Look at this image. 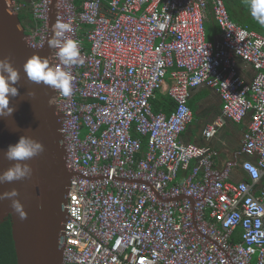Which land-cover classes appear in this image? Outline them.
<instances>
[{
  "label": "built area",
  "instance_id": "1",
  "mask_svg": "<svg viewBox=\"0 0 264 264\" xmlns=\"http://www.w3.org/2000/svg\"><path fill=\"white\" fill-rule=\"evenodd\" d=\"M29 2L25 39L41 49L53 0ZM55 9V24L72 29L64 37L80 44L76 64L64 66L58 49L53 61L72 77L71 95L54 99L73 172L62 264H264V33L234 21L225 0H56ZM199 86L223 103L205 138L248 119L222 166L214 147L179 139ZM160 90L170 112L153 108ZM239 165L245 178L234 180Z\"/></svg>",
  "mask_w": 264,
  "mask_h": 264
},
{
  "label": "water",
  "instance_id": "2",
  "mask_svg": "<svg viewBox=\"0 0 264 264\" xmlns=\"http://www.w3.org/2000/svg\"><path fill=\"white\" fill-rule=\"evenodd\" d=\"M55 6L53 0L48 40L43 48L34 49L26 42L19 13L8 0H0V58L10 57L21 75L19 96L10 98L15 110L11 117L0 118V173L13 163L6 159L4 150L18 142L22 134L35 137L45 147L44 152L27 161L32 169L30 178L0 184V194L13 188L19 192L26 213L21 219L10 200L0 199V225L11 218L17 264H62L64 257L63 230L73 172L66 164L62 113L55 104L56 91L31 83L23 73L24 62L33 54L47 58L54 67L55 49L49 47V41L55 38ZM29 90L35 91V97H27Z\"/></svg>",
  "mask_w": 264,
  "mask_h": 264
},
{
  "label": "clouds",
  "instance_id": "3",
  "mask_svg": "<svg viewBox=\"0 0 264 264\" xmlns=\"http://www.w3.org/2000/svg\"><path fill=\"white\" fill-rule=\"evenodd\" d=\"M250 11L251 17L260 25H264V0H244ZM67 23L57 22L54 25V39L49 41V47L58 49L57 55L64 66L76 64L80 60V44L72 38H65L64 34L71 32ZM23 73L28 81L36 85H43L58 90L65 96L71 95L72 77L69 72L61 67H52L47 58L39 54H33L23 64ZM21 79L20 70L13 64L10 57L0 58V118L11 117L15 105L10 104V98L19 96L18 85ZM27 97L33 98L36 93L29 90ZM42 141L27 134H22L18 142L11 144L4 150L7 160L13 162L10 167L0 173V184L11 183L30 178L32 169L27 163L33 157L44 152ZM19 192L16 189L0 194V199L11 201V207L21 219L26 218L23 205L18 199Z\"/></svg>",
  "mask_w": 264,
  "mask_h": 264
},
{
  "label": "crops",
  "instance_id": "4",
  "mask_svg": "<svg viewBox=\"0 0 264 264\" xmlns=\"http://www.w3.org/2000/svg\"><path fill=\"white\" fill-rule=\"evenodd\" d=\"M244 17L243 20H245ZM206 22L208 23V25H212V28L214 27L213 32L215 34L214 39L208 40L214 41L218 39L220 33L216 30L215 17L212 10H209ZM166 97L167 93L164 90H160L158 91L155 100L157 104H163ZM190 105L194 113L193 121L189 124L187 130L180 136V141L184 143L192 142L207 144L214 147L218 151L216 163L218 166H222L227 160L234 158L235 154L240 150L243 134L248 125V119H245L242 122L238 123L227 120L223 127L219 129V131L213 138L207 139L203 134L204 128L209 122L214 121L218 116L222 114L223 103L220 94L213 88L207 86H199L192 90ZM173 107L174 103L172 101L171 107H168L167 109L169 110ZM171 109L169 111H165L170 112ZM246 158V155H239V164L243 159ZM181 174L183 175V172ZM232 178L234 180L245 178L243 172L240 169V165L233 167Z\"/></svg>",
  "mask_w": 264,
  "mask_h": 264
},
{
  "label": "trees",
  "instance_id": "5",
  "mask_svg": "<svg viewBox=\"0 0 264 264\" xmlns=\"http://www.w3.org/2000/svg\"><path fill=\"white\" fill-rule=\"evenodd\" d=\"M14 1L16 3H26L28 6L27 8L19 12V18L21 20V23L25 27L26 31H28L27 26H32L34 24L31 14L30 2L29 0H14ZM225 3L227 5L229 14L232 19L237 18L238 21L236 22L247 25L251 29H255L257 31L263 32L262 30L264 29V25H260L252 17H247L245 15V10L247 6L245 5L244 0H225ZM240 17L242 18L244 17L245 20L243 21L239 20ZM215 23H216V30L217 32L220 33V27L216 22V20ZM205 24L207 29L208 23L205 22ZM171 103L172 100L168 96V94L163 104L162 103L157 104L155 99L152 100V105L155 111H158L160 109L169 111L171 108L169 110L167 108L171 107ZM146 147H147V140L144 139L143 150H145ZM0 264H17L16 250H15L14 240L12 237V222L10 217H8L0 225Z\"/></svg>",
  "mask_w": 264,
  "mask_h": 264
},
{
  "label": "rangeland",
  "instance_id": "6",
  "mask_svg": "<svg viewBox=\"0 0 264 264\" xmlns=\"http://www.w3.org/2000/svg\"><path fill=\"white\" fill-rule=\"evenodd\" d=\"M245 15L247 16V17H251V15H250V11H249V9L248 8H246V10H245ZM234 19V21H238V19L237 18H233ZM239 20H243V18L242 17H240L239 18ZM90 27V26H89ZM214 28V27H213ZM213 28H212V25H208V28H207V35H208V39H214V32H213ZM263 32L262 33H264V29L262 30ZM88 43V42H87ZM87 43H86V45H87Z\"/></svg>",
  "mask_w": 264,
  "mask_h": 264
}]
</instances>
